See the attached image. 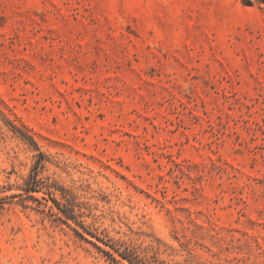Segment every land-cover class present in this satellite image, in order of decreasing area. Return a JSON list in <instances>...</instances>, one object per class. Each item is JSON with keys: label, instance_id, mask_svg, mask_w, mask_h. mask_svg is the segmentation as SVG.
Wrapping results in <instances>:
<instances>
[{"label": "rangeland", "instance_id": "374dc122", "mask_svg": "<svg viewBox=\"0 0 264 264\" xmlns=\"http://www.w3.org/2000/svg\"><path fill=\"white\" fill-rule=\"evenodd\" d=\"M0 264H264V0H0Z\"/></svg>", "mask_w": 264, "mask_h": 264}, {"label": "trees", "instance_id": "16d2710c", "mask_svg": "<svg viewBox=\"0 0 264 264\" xmlns=\"http://www.w3.org/2000/svg\"><path fill=\"white\" fill-rule=\"evenodd\" d=\"M36 188H30V189H27V191H30V190H35ZM30 197H33V196H30ZM56 201V203L58 204V205H60V202L58 201V200H55ZM62 209H64V208H62ZM64 211H66V210H64ZM66 213H68V212H66ZM69 215V217H72V216H70V214H68ZM81 235V237H83L84 239H88V238H86L85 236H83L82 234H80ZM111 256H112V254H110ZM123 255V257L124 258H126V259H128V260H130L131 261V258H129V256H126L125 254H122ZM113 257V256H112ZM115 259V258H114Z\"/></svg>", "mask_w": 264, "mask_h": 264}]
</instances>
